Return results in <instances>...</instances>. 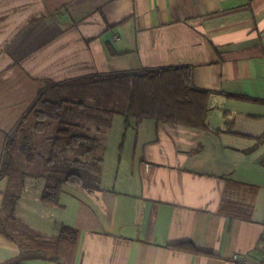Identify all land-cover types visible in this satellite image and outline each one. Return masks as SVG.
<instances>
[{
  "label": "crops",
  "instance_id": "1",
  "mask_svg": "<svg viewBox=\"0 0 264 264\" xmlns=\"http://www.w3.org/2000/svg\"><path fill=\"white\" fill-rule=\"evenodd\" d=\"M179 65L210 93L206 127L155 119L125 127L120 114L108 169L116 114L95 111L103 126L83 123L102 142L98 189L72 187L59 206L41 203V224L15 205L7 226L44 237L61 225L76 229L69 264H258L264 0H0V164L6 135L48 81ZM0 235V264H68L20 258L16 242ZM182 242L198 251L175 246Z\"/></svg>",
  "mask_w": 264,
  "mask_h": 264
},
{
  "label": "trees",
  "instance_id": "2",
  "mask_svg": "<svg viewBox=\"0 0 264 264\" xmlns=\"http://www.w3.org/2000/svg\"><path fill=\"white\" fill-rule=\"evenodd\" d=\"M108 82L128 86L122 112L115 110L113 96L104 90L103 84ZM209 95V91L192 84L191 68L184 65L48 81L28 111L6 135L0 180L15 170L18 155L34 164L36 156L45 152L41 155L42 168L37 174L43 180L39 200L46 207L59 206L64 186L98 189L103 164L102 156L97 153L102 149L100 138L89 133L84 125L86 122L70 121L68 116L87 110L95 118L101 115L95 111L122 114L125 127L131 120L137 123L143 119H155L204 128L207 126ZM37 136L43 138L38 140ZM43 142L47 144L45 148L40 145ZM0 232L16 242L21 251L20 258L40 257L68 264L72 261L78 238V231L67 225H61L53 238L32 232H21L16 236L1 225ZM175 246L189 252L198 251L191 242Z\"/></svg>",
  "mask_w": 264,
  "mask_h": 264
},
{
  "label": "rangeland",
  "instance_id": "3",
  "mask_svg": "<svg viewBox=\"0 0 264 264\" xmlns=\"http://www.w3.org/2000/svg\"><path fill=\"white\" fill-rule=\"evenodd\" d=\"M103 86L104 90L109 91L110 95L113 96L112 104L115 106V110L118 112H122L128 97V86L122 84L121 82H108L104 83ZM67 119L70 121L80 120L86 123H95L96 125L100 124V126H103V122L105 120L103 115H100V117L95 118L93 114L87 110H85L81 114H73L71 116H68ZM122 119L123 118L119 113L116 114V116H113L112 118V132H110V134L108 135L107 149L105 148V168L108 169L115 164L114 158L116 154V145L114 144V140L116 131H118L116 130V128H118ZM90 134H93V132L90 131ZM41 137L43 138V136H37L36 138H38V140H41ZM117 142L119 143L120 140H117ZM40 145H44L42 146V148H45L47 144L43 142ZM40 145L39 149H41ZM43 153L45 152H42L41 155ZM97 153L100 155V151ZM41 155L36 156L34 164L27 163L24 156L18 155L16 158L15 170L9 175H6L2 180H0V191L2 192L0 196V225L4 226L5 230H8V232H11L16 236L19 235L18 233H23V231L24 233H31L32 231L28 229H24L23 231H19L18 229L13 230L10 229L9 226H7L10 221L15 219L14 210L13 212L11 210L12 207H15V205L17 208V215L19 217L24 215L26 217L25 219L29 222L34 220V222L40 224L43 223V221H46V216H42V209L45 210V208L44 206H42L39 200L43 180L37 177V174L41 170L43 163L42 156L44 154L42 156ZM71 189L73 188L70 186H64L65 191H71ZM73 190L78 189L75 188ZM51 211L53 212V219L58 220L60 217L59 214L55 210ZM42 217H44L45 220H42Z\"/></svg>",
  "mask_w": 264,
  "mask_h": 264
},
{
  "label": "built area",
  "instance_id": "4",
  "mask_svg": "<svg viewBox=\"0 0 264 264\" xmlns=\"http://www.w3.org/2000/svg\"><path fill=\"white\" fill-rule=\"evenodd\" d=\"M258 264H264V254H262L261 261Z\"/></svg>",
  "mask_w": 264,
  "mask_h": 264
}]
</instances>
